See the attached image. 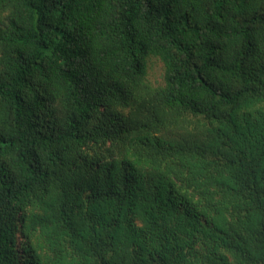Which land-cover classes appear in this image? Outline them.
Wrapping results in <instances>:
<instances>
[{"label": "trees", "instance_id": "trees-1", "mask_svg": "<svg viewBox=\"0 0 264 264\" xmlns=\"http://www.w3.org/2000/svg\"><path fill=\"white\" fill-rule=\"evenodd\" d=\"M0 264H264V0H0Z\"/></svg>", "mask_w": 264, "mask_h": 264}, {"label": "rangeland", "instance_id": "rangeland-1", "mask_svg": "<svg viewBox=\"0 0 264 264\" xmlns=\"http://www.w3.org/2000/svg\"><path fill=\"white\" fill-rule=\"evenodd\" d=\"M155 70H156L157 73L159 72V70H160V65H159V64H157V65L155 66Z\"/></svg>", "mask_w": 264, "mask_h": 264}]
</instances>
